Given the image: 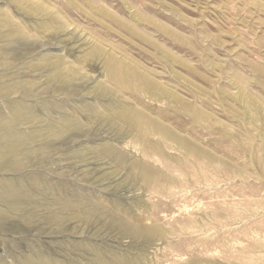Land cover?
I'll use <instances>...</instances> for the list:
<instances>
[{"label":"rangeland","instance_id":"obj_1","mask_svg":"<svg viewBox=\"0 0 264 264\" xmlns=\"http://www.w3.org/2000/svg\"><path fill=\"white\" fill-rule=\"evenodd\" d=\"M25 4L0 0V126L8 127L0 130V264H264V0ZM28 4L46 11L34 16ZM50 16L60 23L44 28ZM92 47L108 63L90 57ZM117 61L166 95L124 90L111 71ZM124 106L212 162L157 135L162 153L147 157L119 119ZM109 145L129 166L101 153ZM132 161L172 182L144 189ZM113 216L169 233L136 241Z\"/></svg>","mask_w":264,"mask_h":264},{"label":"bare ground","instance_id":"obj_2","mask_svg":"<svg viewBox=\"0 0 264 264\" xmlns=\"http://www.w3.org/2000/svg\"><path fill=\"white\" fill-rule=\"evenodd\" d=\"M14 2H16V4L19 7H23L24 5H26L25 4L26 0H14ZM41 5L28 4L26 6V9L28 11L26 9H25V11L30 12V14H32L34 16H40L44 12V10L46 11V9H44L43 5L42 6ZM47 14H50V13L47 12ZM43 15H45V14H43ZM54 16H56V15H54ZM45 19H46V21H44L45 23L43 24L44 28L55 27V25H59V23H60V22L58 23V21L55 20L56 18L54 19L53 16H50L49 18L47 17ZM3 23H7V22L4 21ZM8 28H9L10 33L25 35V32L23 30L17 28L16 26L12 25ZM92 48H91V52H89L90 57H92V58H95V57L101 58L102 57L103 58L102 52H100V50L98 48L95 49V47H94L93 50H92ZM104 58L102 59L103 61L106 60V58H105V60H104ZM106 63H108V62H106ZM106 63L103 62L104 65ZM123 63L124 62H122V61H120V62L117 61V63L114 62V64H111V65H113V68L111 71L113 72V76H116L119 78L120 82L123 85L124 90H126L128 92L132 91V92H135L137 94H141V93L148 94V95L153 96V97H157L158 95H160V93L162 95H166L165 92L161 91L159 89V87L156 84L152 83V81H150V79L145 77V75L143 76V75H141V73L139 74L137 72L136 68H134V67L131 68V67H129ZM109 67H110V64H109ZM4 91H5V89H4ZM121 108H120L121 111L118 114L121 123L124 126H126L128 129H130L131 132L134 133L133 139L136 141L137 145H139L141 147V150L145 153V155H147V157L150 158L155 154L162 153V147H163L162 143L153 142L151 140V136L157 135L163 141H170V142L174 143L179 149L184 151V153L188 156H191V157L196 158V159H205V161L208 160V162H212L211 161L212 157H211V155H209V153L202 151L195 144L187 141L188 139L186 140V139L182 138L181 136L177 135L172 130H170L168 127L161 124L157 120L149 117L147 114L140 112L138 110H135V109H131L127 106H124ZM72 125H76V122L75 123L73 122ZM78 125H76V126H78ZM3 128L8 129V127L0 126V130ZM22 140H23V138L19 135L12 136L11 140H8V143H7L8 144V150H9V152H11V154H16L19 151V148H20L19 145L22 143ZM101 153L104 156L114 158V160L117 161L116 164H118V166L120 168H123L125 166H129V163L127 161L129 157L127 158V155L125 153H123V151L117 149V147L113 148V146L109 145L108 147H104L101 150ZM5 156H6L5 152L0 149V159L5 157ZM205 163H207V161ZM208 164H212V163H208ZM129 169H131V171H133V173H131V174L133 176H136L137 180H139L140 183L142 184L141 186L146 190H148V189L156 190L157 187H163L165 185H168V183L172 182V178L169 175H167L165 172L163 173L160 170V168L154 167V166H152V164L150 165L148 161L147 162L132 161L130 163ZM92 209H93L92 210L93 214L94 213L100 214V215L106 214L99 207H93ZM116 216L112 217V220H111L112 224L115 225L116 228L118 226L123 231L124 235L127 238H130V239H133L136 241H145V242H154L157 240L162 241L167 237V234L169 233V231H166L165 229H163L164 227L162 228L161 226H159L155 223H152L150 225H143L141 223V221H139L137 218L132 217L133 222H131V221L129 222L128 220H126L122 216H118V217H116ZM109 218H110V216H109ZM24 264H46V263L41 262L37 259L36 260L30 259V260H27ZM114 264H141V257H136V258H134V257H123L122 259L119 260L118 263H117V260H115Z\"/></svg>","mask_w":264,"mask_h":264}]
</instances>
